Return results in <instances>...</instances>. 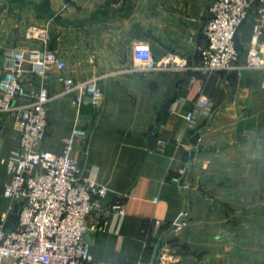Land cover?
<instances>
[{
    "label": "crops",
    "instance_id": "1",
    "mask_svg": "<svg viewBox=\"0 0 264 264\" xmlns=\"http://www.w3.org/2000/svg\"><path fill=\"white\" fill-rule=\"evenodd\" d=\"M43 1L0 0V78L15 52L38 46L27 28L49 22L50 46L66 68L42 76L26 64L19 102L43 79L51 95L63 92L67 78L97 80L98 105L85 95L78 108L74 94L48 104L41 144L61 154L76 127L86 132L73 152L80 177L108 188L99 200L100 227L87 234L92 264H151L154 247L184 211L185 228L166 237L171 264H264V70L197 74L192 81L191 72L149 69L171 53L199 62L209 0H46L40 17L30 2ZM258 19L252 9L239 27L242 63ZM258 49L264 54V32ZM200 82L209 116L196 107ZM191 111L193 124L185 118ZM19 141L16 119L0 114V224L9 230L18 212L5 196L7 158ZM153 220L164 225L154 229Z\"/></svg>",
    "mask_w": 264,
    "mask_h": 264
},
{
    "label": "built area",
    "instance_id": "2",
    "mask_svg": "<svg viewBox=\"0 0 264 264\" xmlns=\"http://www.w3.org/2000/svg\"><path fill=\"white\" fill-rule=\"evenodd\" d=\"M66 5L74 0H62ZM210 18L204 27L206 44L199 50V62L195 65L177 54L166 55L149 69L159 71H185L197 74L235 72L242 68L264 70V54L258 49V41L264 32V0H209ZM259 16L253 28V36L245 62L235 47L234 37L240 25L247 19L250 10ZM26 37L38 42L37 47L15 52L0 78V114L16 119L20 134L19 148L7 158L11 180L6 184L5 196L17 207L18 222L9 230L0 224V264H92L88 232H96L100 225L98 217L103 212L99 200L108 193V188L95 181L80 177V163L73 156L77 140L86 137V132L76 127L64 142L61 154H51L41 149L48 127L47 106L55 99L74 94L73 104L78 108L84 96L98 105L103 98L97 80L91 78L74 81L67 78L61 94L51 95L45 85L19 102L24 96L22 81L30 71L42 76L52 68L64 69L66 62L57 50L50 46V23L31 25ZM204 83L196 88V107L204 116L211 115V103L203 94ZM196 111L185 114L193 124ZM119 206L111 209L119 210ZM123 213L122 211H118ZM188 212H181L177 221L166 231L178 234L187 225ZM164 225L162 220H153L154 229ZM159 264H171L165 247Z\"/></svg>",
    "mask_w": 264,
    "mask_h": 264
},
{
    "label": "water",
    "instance_id": "3",
    "mask_svg": "<svg viewBox=\"0 0 264 264\" xmlns=\"http://www.w3.org/2000/svg\"><path fill=\"white\" fill-rule=\"evenodd\" d=\"M254 1H257V0H254ZM239 30V29H238ZM234 42H235V47L238 51H241L243 49V46L240 42V39L238 37V31L237 33L235 34V37H234ZM150 142H151V145H154L157 140L155 138V136L151 135L150 136ZM200 139V132H198L197 134H195V136H193V138L191 139V144L196 147L197 146V143ZM196 155V149H193L190 153V159H189V164H191L194 160V157ZM182 183V182H181ZM168 233H164L158 244L154 247V254H153V259H152V263L151 264H159V261H160V257H161V254H162V250L163 248L165 247L166 245V237H167Z\"/></svg>",
    "mask_w": 264,
    "mask_h": 264
},
{
    "label": "trees",
    "instance_id": "4",
    "mask_svg": "<svg viewBox=\"0 0 264 264\" xmlns=\"http://www.w3.org/2000/svg\"><path fill=\"white\" fill-rule=\"evenodd\" d=\"M11 1H15V2H18V3H20V4H21V3L24 4V3L26 2V0H11ZM30 4L33 5L34 8L37 10V12H38V16H40V17H44V14L47 12V6H48L46 0H44L43 3L40 4V5H36V4L33 3V2H30Z\"/></svg>",
    "mask_w": 264,
    "mask_h": 264
}]
</instances>
